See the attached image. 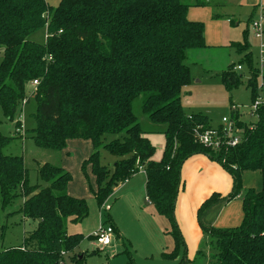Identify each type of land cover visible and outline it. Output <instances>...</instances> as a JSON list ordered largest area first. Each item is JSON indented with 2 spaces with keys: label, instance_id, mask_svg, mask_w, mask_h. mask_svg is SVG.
<instances>
[{
  "label": "trees",
  "instance_id": "obj_1",
  "mask_svg": "<svg viewBox=\"0 0 264 264\" xmlns=\"http://www.w3.org/2000/svg\"><path fill=\"white\" fill-rule=\"evenodd\" d=\"M192 5L218 6L215 0H60L54 8L46 0H0V113L20 127L17 117L32 96L38 103L32 138L39 147L63 151L69 140H90L93 152L84 168L90 165L96 177L100 207L116 187L143 170L149 201L171 223L174 254L185 244L175 209L188 158L206 154L233 176V189L222 200L239 196L245 171H259L262 189H250L243 197L241 225L203 228L215 239L218 264H264V104L255 127L238 120L244 137L237 147L215 152L199 142L196 130L211 128L210 118L186 114L182 107L183 90L191 82L186 60L190 52L209 47L205 24L188 18ZM43 27L45 43L31 40ZM245 56L252 73V53ZM241 77L231 66L222 73L229 91ZM35 80V89L28 91ZM250 84L254 101L259 94L255 74ZM143 93V112L165 125L159 161L133 111ZM15 136L0 132V195L4 206L22 197L21 212L37 225L21 246L0 251V264H84L86 254L76 249L85 237L69 234L67 223L89 215L87 201L68 193L70 172L50 163L38 169L45 186L31 185L24 158L4 153ZM102 149L117 158L113 169L101 163ZM220 199L212 195L199 214Z\"/></svg>",
  "mask_w": 264,
  "mask_h": 264
},
{
  "label": "rangeland",
  "instance_id": "obj_2",
  "mask_svg": "<svg viewBox=\"0 0 264 264\" xmlns=\"http://www.w3.org/2000/svg\"><path fill=\"white\" fill-rule=\"evenodd\" d=\"M46 1L54 8L60 3V0ZM261 1L264 2V0H259L258 4ZM215 3L218 6L194 8L199 9L198 17L201 18L200 22L205 24L206 41L210 48L190 52L186 60L191 71V82L183 90L182 107L186 114L208 115L213 128H217L222 124L224 117H231V105L234 103L239 106L240 116L246 123H255L257 118L250 114L253 95V87L250 84L251 70L244 60L246 59L245 55L251 52L256 65L259 50L254 33L248 25L247 0H215ZM215 14H219L220 17L214 18ZM46 38L47 28L45 27L30 35L31 40L42 44L45 43ZM237 44L246 45L247 48L241 51ZM2 56L3 49L0 48V62ZM238 64H242L244 68L243 71L238 72L242 73V77L239 85L229 91L223 83L222 73L230 69V66L233 69ZM255 65L252 75L257 72ZM34 89L33 83L28 86V91L31 92ZM145 98L146 94L143 93L134 100L133 111L138 117L142 129L146 131V136L156 148L154 159L159 161L164 157L166 138L162 130L165 125L153 122L143 112L142 106ZM37 108V100L31 96L29 103L22 106L17 117V121L23 124L18 128H16L15 121L8 120L0 113V132L11 137L14 134L17 135L4 148V153L24 158L31 185L45 186L44 181L38 175V169L44 163L64 168L61 160L65 155H70L68 156L71 161L68 164L69 168L75 170L76 164H79L81 180H77L72 171L64 168L72 175V182L69 183L68 190L71 186H75L77 191H81V196L74 195V197L87 201L89 215L77 223L69 220L67 230L69 234L84 235L85 238L76 249V253L86 254L83 260L84 264H179L177 259H180V264H218L214 258L217 253L215 239L206 233H204L205 238L200 240L196 239L194 232L191 233L189 243L185 240V244L180 246L174 254L176 241L171 233L170 221L163 216H157L160 221L156 220L157 218L148 216L142 213L144 211L141 212L138 209L134 215L128 208L129 203L124 200V192L119 194L121 199H118L117 202V197H112L106 202L109 209L101 208L102 206L98 205L94 195V190L97 188L96 177L90 165L84 168L85 161L92 153L86 159L81 161L79 159L76 163L77 155L74 151L67 154L68 150L56 151L39 147L32 138V129L37 126ZM90 143L92 142L90 141ZM67 149L70 148L67 146ZM116 159L108 150H101L103 165L113 169ZM218 164L233 183V176L221 163L218 162ZM182 181L184 185L183 178ZM248 181H253V178ZM252 188L254 185L242 182L240 193L244 194L242 198ZM137 192L138 189H136ZM190 197V201L193 202L194 197ZM23 200L22 197H17L9 205L4 206L0 195V251L21 246L26 233L36 228L37 221L26 218L21 212ZM109 216L122 224L127 231V236L124 235V241L115 238L111 245L101 247L89 236L94 229L98 228L100 222L108 224ZM67 261L69 262L71 259L67 258Z\"/></svg>",
  "mask_w": 264,
  "mask_h": 264
},
{
  "label": "crops",
  "instance_id": "obj_3",
  "mask_svg": "<svg viewBox=\"0 0 264 264\" xmlns=\"http://www.w3.org/2000/svg\"><path fill=\"white\" fill-rule=\"evenodd\" d=\"M258 1L259 0H247L246 5L249 8L248 22L256 14L255 8L258 4ZM196 7L199 6L192 5L189 8L188 18L191 21L200 22L201 18L198 17L199 9H194ZM210 126L211 128H213V126L211 125V120ZM162 131H164V128ZM67 146L70 149H67L66 147V149H64L63 151L68 150L67 154H69L71 151H74L77 155V159L75 160L76 163L77 161H79V159L80 161L82 159H86V157H89L93 152V146L89 140L72 139L68 141ZM68 156L70 155H65L64 159L61 160V163L64 165L63 167L68 169L69 171H72L77 180H81L82 174L80 175L79 173V164H76L75 170L70 169L68 164L71 163V161ZM181 175L184 179V185L182 181L183 187L181 185L182 189L178 194L175 217L180 231L183 235L184 241L187 240V242L189 243V240H191L189 235H192L191 233L193 232L195 233L196 239H204V233L206 232L204 231V228H202L203 226L219 229H230L241 225L244 218V203L242 198L244 194H240L232 200H222L232 191L233 183L231 178H228V175L223 171L221 165H219L217 161L206 154H195L185 161L182 167ZM138 177L139 179H137ZM251 178H253V181H248ZM146 181V173L141 170L131 179L115 188L114 193L109 199L111 200L112 197H117V202L118 199H121V196L119 194H121V192H124V200L129 203L128 208L131 213L135 215V211L138 209L141 212L144 211L142 213H145L146 215L151 217H155L157 218L156 220L160 221L159 217L157 216L162 215L157 212L154 204H152L147 197ZM242 182H247L254 185V188L252 189L256 191H260L262 189V176L259 171H245L243 174ZM136 189H138L137 193ZM69 192L71 196H81V191H77L75 186H71L70 190H68V193ZM214 194H220L221 199L211 205L209 208L205 209L202 215H200V207L205 200L212 197V195ZM190 196L194 197L193 202L190 201ZM108 219V224H112L115 228V238L124 241V235L127 236V231L123 228L122 224H120V222L112 216H109ZM177 263L180 264V259H177Z\"/></svg>",
  "mask_w": 264,
  "mask_h": 264
},
{
  "label": "built area",
  "instance_id": "obj_4",
  "mask_svg": "<svg viewBox=\"0 0 264 264\" xmlns=\"http://www.w3.org/2000/svg\"><path fill=\"white\" fill-rule=\"evenodd\" d=\"M255 16L250 19L248 25L251 27L254 37L258 43L259 57L256 58L255 68L258 91L259 94L252 101L251 115L258 120V109L264 104V2H260L255 8ZM237 72L244 70L242 64H238L233 68ZM252 77V73H251ZM33 84L36 86L38 81L35 80ZM231 117H224L222 124L217 128L203 129L199 127L196 130L199 142L213 151H221L223 149H230L237 147L243 140L244 131L239 126L238 120L245 122L239 112V106L231 105ZM234 116L239 115V119H234ZM256 123V122H255ZM255 123H250L251 128L255 127ZM225 162V160H224ZM101 208L109 209V205L104 203ZM98 246H108L115 240V229L111 224L100 222L97 229H95L89 236Z\"/></svg>",
  "mask_w": 264,
  "mask_h": 264
}]
</instances>
